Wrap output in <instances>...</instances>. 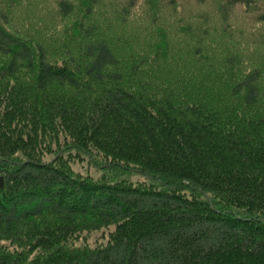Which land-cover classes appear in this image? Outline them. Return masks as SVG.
Masks as SVG:
<instances>
[{"label": "trees", "instance_id": "obj_1", "mask_svg": "<svg viewBox=\"0 0 264 264\" xmlns=\"http://www.w3.org/2000/svg\"><path fill=\"white\" fill-rule=\"evenodd\" d=\"M46 1L24 21L19 0H0V264H264L259 67L233 78L227 103L194 104L184 73L177 86L162 69L160 32L121 62L97 0ZM256 22L264 44V12ZM82 156L144 181L79 180L69 161ZM110 224L98 247L71 242Z\"/></svg>", "mask_w": 264, "mask_h": 264}, {"label": "rangeland", "instance_id": "obj_2", "mask_svg": "<svg viewBox=\"0 0 264 264\" xmlns=\"http://www.w3.org/2000/svg\"><path fill=\"white\" fill-rule=\"evenodd\" d=\"M133 1L139 6L138 10L135 8L130 18L128 14L131 8L128 7L124 12H119L117 20L114 16L118 10L115 9L120 8L121 4H130L132 0L92 1L94 20L112 23L106 39L114 53L121 58L119 61L126 62L131 55L141 57L147 53L149 41L160 32L172 50L170 58H173V65L162 69L174 72L172 81L177 86L178 75L184 73V81L189 86L187 97L192 98L191 103L215 105L219 100L227 103V91L233 78L239 79L258 67L262 72L261 83L264 87V44L256 43L254 39L262 34L256 20L264 12V0H250L247 6L234 4L231 0ZM45 4H50V8L53 6L52 1L19 0L17 7L13 6L12 9L14 13L18 9V19L25 21ZM151 5L155 7L154 10L150 9ZM74 12L83 13L84 7ZM63 21L59 22L65 25L67 21ZM120 70L124 72L123 68ZM159 80L170 84L166 80ZM256 86H259L257 90L262 89L260 84ZM62 154H66V151ZM50 157L51 154L44 156ZM69 166L75 174L73 176L82 181H100L101 176L109 181L117 174L132 185L144 181V177L138 173H105L84 156L70 157ZM113 230L114 224L85 230L71 238V242L75 247L95 248L104 244Z\"/></svg>", "mask_w": 264, "mask_h": 264}, {"label": "water", "instance_id": "obj_3", "mask_svg": "<svg viewBox=\"0 0 264 264\" xmlns=\"http://www.w3.org/2000/svg\"><path fill=\"white\" fill-rule=\"evenodd\" d=\"M0 184H1V180H0Z\"/></svg>", "mask_w": 264, "mask_h": 264}]
</instances>
